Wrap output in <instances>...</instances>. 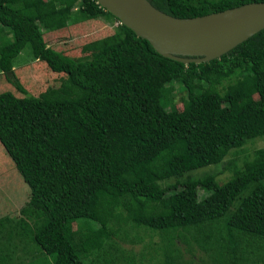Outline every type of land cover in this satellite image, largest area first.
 <instances>
[{
	"label": "trees",
	"instance_id": "1",
	"mask_svg": "<svg viewBox=\"0 0 264 264\" xmlns=\"http://www.w3.org/2000/svg\"><path fill=\"white\" fill-rule=\"evenodd\" d=\"M148 1L192 17L264 0ZM96 18L114 29L82 44L79 56L43 40L41 26ZM24 47L82 94H28L13 72ZM0 72L22 94L0 91V144L26 183L28 205L45 215L32 240L50 264H89L109 227L129 222L165 232L162 239L177 232L209 244L264 241V147L240 166L232 161L222 183L215 173L191 175L264 136V28L217 58L182 63L94 0H0ZM175 83L186 95L182 110L174 106ZM213 83L218 90L205 91Z\"/></svg>",
	"mask_w": 264,
	"mask_h": 264
},
{
	"label": "rangeland",
	"instance_id": "2",
	"mask_svg": "<svg viewBox=\"0 0 264 264\" xmlns=\"http://www.w3.org/2000/svg\"><path fill=\"white\" fill-rule=\"evenodd\" d=\"M114 26L113 22L96 18L56 30L41 28L43 40L48 46L76 57L81 55L82 44L110 34ZM13 72L27 93L34 96H61V99H68L83 92L69 82L65 73L53 72L43 62L32 59L27 47L18 54ZM219 85L209 84L205 91L215 92ZM173 86L174 106L182 110L185 92L176 83ZM4 90L11 91L15 96L22 95L0 72V91ZM254 98H258V95L255 94ZM260 147H264V136L256 137L236 152L229 153L221 163L193 171L191 175L200 177L205 173H215L218 182L222 183L232 174V161L240 166L245 158ZM28 196L26 183L0 144V262L3 264H50L51 257L45 256L32 240L33 233L44 224L46 218L42 212L28 205ZM244 196L242 194L240 197ZM111 215L112 211L105 212L106 218ZM75 227L72 223V228ZM109 231L110 237L104 240L101 250L89 264H173L177 260L190 264H264L263 240L248 244L219 239V242L209 244L208 239L176 238L177 232L174 235L167 232L169 237L162 239L165 232L160 234L132 222L117 231L109 227ZM241 247L244 251L240 250Z\"/></svg>",
	"mask_w": 264,
	"mask_h": 264
},
{
	"label": "water",
	"instance_id": "3",
	"mask_svg": "<svg viewBox=\"0 0 264 264\" xmlns=\"http://www.w3.org/2000/svg\"><path fill=\"white\" fill-rule=\"evenodd\" d=\"M161 56L182 62H207L264 28V1L192 17H175L148 0H94Z\"/></svg>",
	"mask_w": 264,
	"mask_h": 264
}]
</instances>
